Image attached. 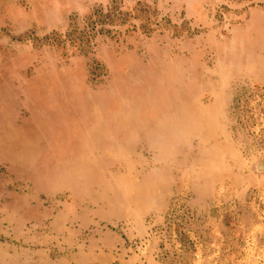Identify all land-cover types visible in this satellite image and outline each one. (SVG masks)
Segmentation results:
<instances>
[{
	"label": "rangeland",
	"instance_id": "1",
	"mask_svg": "<svg viewBox=\"0 0 264 264\" xmlns=\"http://www.w3.org/2000/svg\"><path fill=\"white\" fill-rule=\"evenodd\" d=\"M149 173L129 258L264 264V0H0V264H75Z\"/></svg>",
	"mask_w": 264,
	"mask_h": 264
},
{
	"label": "crops",
	"instance_id": "2",
	"mask_svg": "<svg viewBox=\"0 0 264 264\" xmlns=\"http://www.w3.org/2000/svg\"><path fill=\"white\" fill-rule=\"evenodd\" d=\"M147 176V174L145 175ZM157 176L154 173H149L145 179L152 180ZM170 179L168 182H145L139 183V188L129 201L123 203L119 201L121 208L113 210L111 214L106 212L105 216L95 215V218L102 217L106 222L114 224H121L125 220L129 224L122 226L116 233L99 237L93 241L90 247H82L78 253L73 257L76 261L75 264H138L132 257L129 258L127 250L124 249V243L132 242L138 239H143L148 235V227L145 224V219L150 215H157L165 211L169 198L178 192L179 180L173 175H168L165 180ZM144 186V187H142ZM154 187V188H152ZM204 196V195H202ZM201 195L196 196L191 203L192 208L198 212H208L211 208V202H227L228 196L209 193L210 200H205ZM244 197V196H243ZM242 197V198H243ZM116 198L113 202L116 203ZM207 201V203H206ZM210 201V203H209ZM94 216V215H93ZM215 222L214 219L209 220ZM83 224L78 228L77 233H81L86 227Z\"/></svg>",
	"mask_w": 264,
	"mask_h": 264
}]
</instances>
